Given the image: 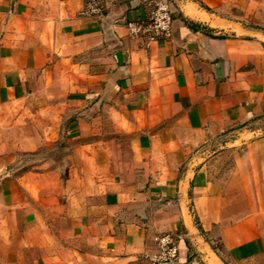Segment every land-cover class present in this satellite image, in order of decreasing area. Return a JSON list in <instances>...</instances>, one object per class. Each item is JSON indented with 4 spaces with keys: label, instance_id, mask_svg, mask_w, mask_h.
Masks as SVG:
<instances>
[{
    "label": "crops",
    "instance_id": "1",
    "mask_svg": "<svg viewBox=\"0 0 264 264\" xmlns=\"http://www.w3.org/2000/svg\"><path fill=\"white\" fill-rule=\"evenodd\" d=\"M87 1L0 0V264H264V0Z\"/></svg>",
    "mask_w": 264,
    "mask_h": 264
},
{
    "label": "built area",
    "instance_id": "2",
    "mask_svg": "<svg viewBox=\"0 0 264 264\" xmlns=\"http://www.w3.org/2000/svg\"><path fill=\"white\" fill-rule=\"evenodd\" d=\"M100 14L98 0H88L80 15ZM172 11L170 0H150V9L143 18L130 19L125 25L129 35L144 38L147 42L168 38L171 34ZM178 236L170 233L155 236V247L145 252L139 264H175L178 260Z\"/></svg>",
    "mask_w": 264,
    "mask_h": 264
},
{
    "label": "rangeland",
    "instance_id": "3",
    "mask_svg": "<svg viewBox=\"0 0 264 264\" xmlns=\"http://www.w3.org/2000/svg\"><path fill=\"white\" fill-rule=\"evenodd\" d=\"M230 138H232L231 136H230ZM209 149V153L211 154V155H213V156H215V155H218V153H219V155H218V157H216L215 156V158H213V163L216 165V166H218L219 164H222L223 166H222V169L223 168H225V167H227L228 165H229V163L231 162V156H230V152H228L227 154L225 153V156L222 154V152L223 151H225L226 152V150H230L231 151V148L230 147H225V148H219L218 146H211L210 148H208ZM22 163H20V164H17L16 166H19V165H21ZM222 170H220V172H221Z\"/></svg>",
    "mask_w": 264,
    "mask_h": 264
}]
</instances>
